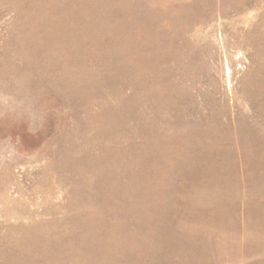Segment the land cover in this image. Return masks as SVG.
<instances>
[{"label": "rangeland", "instance_id": "374dc122", "mask_svg": "<svg viewBox=\"0 0 264 264\" xmlns=\"http://www.w3.org/2000/svg\"><path fill=\"white\" fill-rule=\"evenodd\" d=\"M0 264H264V0H0Z\"/></svg>", "mask_w": 264, "mask_h": 264}]
</instances>
